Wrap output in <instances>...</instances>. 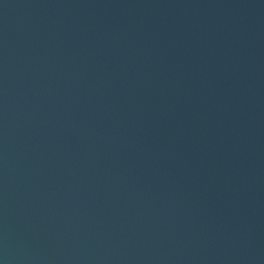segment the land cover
Returning a JSON list of instances; mask_svg holds the SVG:
<instances>
[{
    "label": "water",
    "instance_id": "95a60500",
    "mask_svg": "<svg viewBox=\"0 0 264 264\" xmlns=\"http://www.w3.org/2000/svg\"><path fill=\"white\" fill-rule=\"evenodd\" d=\"M6 264H264V0H0Z\"/></svg>",
    "mask_w": 264,
    "mask_h": 264
},
{
    "label": "clouds",
    "instance_id": "9594fccd",
    "mask_svg": "<svg viewBox=\"0 0 264 264\" xmlns=\"http://www.w3.org/2000/svg\"><path fill=\"white\" fill-rule=\"evenodd\" d=\"M0 264H6V259L5 258H0Z\"/></svg>",
    "mask_w": 264,
    "mask_h": 264
}]
</instances>
